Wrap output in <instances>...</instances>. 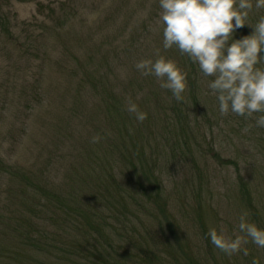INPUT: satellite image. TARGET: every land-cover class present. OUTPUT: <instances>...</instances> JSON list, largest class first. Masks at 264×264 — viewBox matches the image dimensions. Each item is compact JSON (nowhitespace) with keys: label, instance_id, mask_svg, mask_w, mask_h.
Returning <instances> with one entry per match:
<instances>
[{"label":"rangeland","instance_id":"obj_1","mask_svg":"<svg viewBox=\"0 0 264 264\" xmlns=\"http://www.w3.org/2000/svg\"><path fill=\"white\" fill-rule=\"evenodd\" d=\"M159 12V0H0V249L23 243L7 226L24 218L40 220L49 234L43 246L53 250L40 258L55 264L77 262L56 246L97 243L98 228L117 248L123 215L92 206L104 200L123 211L129 237L155 242L164 262L264 264V248L249 242L247 256H228L207 235L221 225L236 231L242 213L264 228V127L221 116L212 78L176 48L163 54L187 73L183 101L141 75L136 63L163 52ZM261 15L254 8L250 22ZM253 31L245 24L233 39ZM128 100L147 114L142 123L126 110ZM131 154L143 156L132 162ZM159 181L156 206L148 197ZM138 202L146 206L136 217Z\"/></svg>","mask_w":264,"mask_h":264},{"label":"clouds","instance_id":"obj_2","mask_svg":"<svg viewBox=\"0 0 264 264\" xmlns=\"http://www.w3.org/2000/svg\"><path fill=\"white\" fill-rule=\"evenodd\" d=\"M157 23L162 27L163 52L156 49L155 59H142L135 65L142 76H154L162 89L171 91L177 102L184 100L187 73L177 62L163 54L176 48L198 65V70L211 77L208 88L216 97L221 116L229 112L254 119L264 127V15L252 23L249 15L255 8L264 9V0H159ZM245 24L252 34L233 39ZM139 98V97H138ZM126 110L142 123L147 114L131 100ZM248 125L243 132L250 131ZM99 134L91 143L101 140ZM210 242L228 256L243 251L248 255L249 242L264 248V228L249 221L248 214L239 216L237 230L229 233L223 225L207 233ZM252 264H260L254 259Z\"/></svg>","mask_w":264,"mask_h":264},{"label":"trees","instance_id":"obj_3","mask_svg":"<svg viewBox=\"0 0 264 264\" xmlns=\"http://www.w3.org/2000/svg\"><path fill=\"white\" fill-rule=\"evenodd\" d=\"M137 153L140 154V150H137ZM142 156L143 155L138 156L137 158H133V154H131V160L132 162H135V159H138ZM4 166V170L6 171V173L10 172L15 176L21 177L27 186H34L35 189L38 190V192L42 195H46L48 198H51L55 195L47 188L42 187L41 184L38 185L37 181H35L32 175L26 170H12L8 166ZM147 176L145 175V178H147ZM161 185L162 183L160 181L157 183V185L153 184L154 189L152 191V197H148V199L152 200L153 204H155L156 206H158V204H161ZM115 199L117 203H120L117 198ZM56 200L62 203L58 199V197H56ZM49 204L50 201L48 199V202L44 204V207H49ZM92 206L96 210L102 211L104 214L114 213L117 215V217L119 214L123 215L122 218L118 217L119 220L117 221V224L121 225V227L118 228L114 226V228L117 232H119L117 233L119 235L118 238L121 237L124 239V241L116 242L118 244V247L115 248L113 247L115 241L112 237L109 236V234H107V230L105 228H98L96 230L97 237H92L93 239H95V241H97V243L90 242V240H88L87 238V245L80 242L76 243V241H74L73 243L71 242L72 247L70 248L56 246V248L60 252H63L62 255L67 257H77V262L75 264H184L180 261H176V259H178L176 257L172 261H168L169 263L164 262L160 258L159 254H157L156 252L158 250V247L156 246L155 242H152L151 244L156 250L152 248L150 244L149 246L145 245L144 240H139L140 235L135 237H129V227L126 225L124 213L121 209H118L117 205L116 207H113L112 205L108 204L106 201L103 200L97 202V204ZM145 206L146 205L140 204L138 202V207L135 209L136 217H138L137 213L139 212V208L144 209ZM37 219L39 220L41 219V217ZM21 221H26V218ZM56 221H58V219H56L54 222ZM22 222L21 224H12L11 222H9V225L7 227L10 229L11 233H16V235L22 239L23 243L20 244L19 247L16 249H14V247H6L0 249V264H55L49 262L48 259H46L50 258V255L46 254V252H50L52 249L48 246H43L45 245V241L46 239H48L49 234H46V231L44 232L41 227L39 228L40 220H36V222H33L31 221V219L27 218L26 222L28 223H26V226ZM74 224L76 225V227H78L79 225L77 221H74ZM168 226L173 227V223L169 222ZM133 228L136 229L137 227L133 226ZM70 235H73V233H70ZM99 235H102L104 237V242H100V239L98 237ZM75 243L76 245H74ZM43 247L46 248L43 250ZM40 257H46V260ZM71 260H73V258H71ZM188 264L193 263L190 262Z\"/></svg>","mask_w":264,"mask_h":264}]
</instances>
